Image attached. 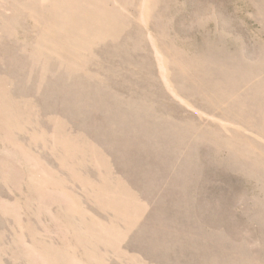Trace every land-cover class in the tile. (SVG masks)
<instances>
[{
  "label": "rangeland",
  "instance_id": "rangeland-1",
  "mask_svg": "<svg viewBox=\"0 0 264 264\" xmlns=\"http://www.w3.org/2000/svg\"><path fill=\"white\" fill-rule=\"evenodd\" d=\"M263 213L264 0H0V264H264Z\"/></svg>",
  "mask_w": 264,
  "mask_h": 264
},
{
  "label": "bare ground",
  "instance_id": "bare-ground-1",
  "mask_svg": "<svg viewBox=\"0 0 264 264\" xmlns=\"http://www.w3.org/2000/svg\"><path fill=\"white\" fill-rule=\"evenodd\" d=\"M236 80V79H235ZM262 215H264V213L262 214ZM259 216V215H258ZM260 217V216H259ZM259 220H262L263 221V219H259ZM257 222H259V221H257ZM264 222V221H263ZM262 224V223H261ZM223 246V245H222ZM225 247V246H224ZM224 249V248H223ZM228 250V252H229V248H227ZM221 251H222V249H221ZM223 252H226V249H224V251ZM227 253V252H226ZM230 254H232V251H230ZM241 257V256H240ZM245 257V256H244ZM241 260H244V259H242V258H240ZM240 259L238 260V261H240ZM237 260V259H236ZM236 260H234V261H236ZM244 262H245V260H244ZM244 262H243V264H244ZM239 263V262H238ZM233 264V263H232ZM236 264H237V261H236ZM246 264V263H245ZM250 264V263H249ZM262 264V263H261Z\"/></svg>",
  "mask_w": 264,
  "mask_h": 264
}]
</instances>
